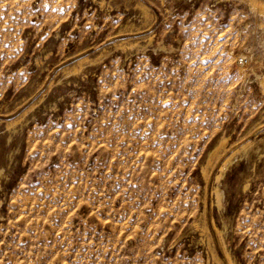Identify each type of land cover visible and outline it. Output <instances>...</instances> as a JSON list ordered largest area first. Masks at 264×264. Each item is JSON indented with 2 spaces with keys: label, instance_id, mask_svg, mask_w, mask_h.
Here are the masks:
<instances>
[{
  "label": "rangeland",
  "instance_id": "obj_1",
  "mask_svg": "<svg viewBox=\"0 0 264 264\" xmlns=\"http://www.w3.org/2000/svg\"><path fill=\"white\" fill-rule=\"evenodd\" d=\"M263 73L248 0H0V264H264Z\"/></svg>",
  "mask_w": 264,
  "mask_h": 264
},
{
  "label": "bare ground",
  "instance_id": "obj_2",
  "mask_svg": "<svg viewBox=\"0 0 264 264\" xmlns=\"http://www.w3.org/2000/svg\"><path fill=\"white\" fill-rule=\"evenodd\" d=\"M248 1H249V4L252 6V8H254L256 11L264 13V0H248ZM244 56H246V55H244ZM244 56H241V58L244 57ZM245 58H247V57H245ZM259 82L261 84L262 90L264 91V73L259 77ZM222 134H221V137L217 140V142L215 144H213L210 149L208 148L209 151H207L208 153H207L206 159L203 160L204 162L202 161L203 163L199 167L200 168L199 173H200L201 179H203V181H205V182L209 179L210 170H211L210 168L213 166L214 163H216L218 165V170H216L217 172L215 171L216 173L214 175V179L218 180L220 178V176L223 175L222 172L224 171V168L226 166H228L227 163L231 160L232 155H233V153L235 151V147L236 146L233 145L234 143L232 142L233 143L232 144L228 140L229 137L227 135H222ZM247 140H249V139H247ZM247 142L248 141H246V143ZM249 142H250V140H249ZM251 143H252V141H251ZM248 145H250V144H248ZM244 148H246V147H244ZM239 149L241 150V148H239ZM230 151H232V152L230 153ZM219 188L220 187H218L217 185L212 186V193L215 195L214 197H215L216 203L218 205H220V203H221V195H222V193L219 190ZM212 224H213V227H215L214 229H216L215 231L217 232V236L219 234V245H220L221 250L223 252L226 264H237L236 261H235V258L233 257V254H231V251L229 250V247L227 245V242H226L224 236L222 235L223 233H221V230H219L215 226V222H212ZM204 228H205V226H204ZM211 243H212L211 242V238H208L209 255L207 257V260L209 258H212L214 262H217V264H220L219 263L220 259L218 258L216 250H215L214 246Z\"/></svg>",
  "mask_w": 264,
  "mask_h": 264
}]
</instances>
